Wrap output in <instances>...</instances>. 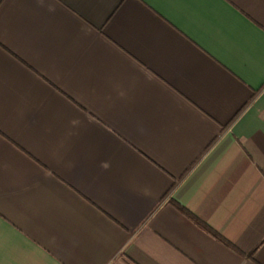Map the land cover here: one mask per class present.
I'll return each mask as SVG.
<instances>
[{"label": "crops", "instance_id": "crops-1", "mask_svg": "<svg viewBox=\"0 0 264 264\" xmlns=\"http://www.w3.org/2000/svg\"><path fill=\"white\" fill-rule=\"evenodd\" d=\"M0 264H264V0H0Z\"/></svg>", "mask_w": 264, "mask_h": 264}]
</instances>
